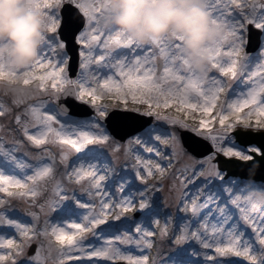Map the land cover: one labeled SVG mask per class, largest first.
Instances as JSON below:
<instances>
[{
  "label": "snow or ice",
  "instance_id": "obj_1",
  "mask_svg": "<svg viewBox=\"0 0 264 264\" xmlns=\"http://www.w3.org/2000/svg\"><path fill=\"white\" fill-rule=\"evenodd\" d=\"M38 7L45 36L35 59L11 72L0 58V79L22 85L0 90V117L12 125L7 149L0 136V228L12 230L0 232V264H264V175L252 178L264 169L255 143L264 141V0H207L220 37L202 50L203 74L181 36L139 44L106 29L99 0ZM76 102L92 116L70 115ZM115 107L153 123L117 141L106 128ZM181 129L200 138L199 156L185 150ZM141 148L159 159L143 160ZM133 158L134 177L120 175ZM236 161L246 176L225 172ZM165 181L171 209L185 214L179 222L171 213L162 222L151 199Z\"/></svg>",
  "mask_w": 264,
  "mask_h": 264
},
{
  "label": "clouds",
  "instance_id": "obj_2",
  "mask_svg": "<svg viewBox=\"0 0 264 264\" xmlns=\"http://www.w3.org/2000/svg\"><path fill=\"white\" fill-rule=\"evenodd\" d=\"M207 0H99L101 23L122 37L147 44L163 37H183V54L204 73L206 46L220 37L211 23ZM40 0H0V58L8 71H23L38 54L45 36ZM19 78L0 79V90L21 87Z\"/></svg>",
  "mask_w": 264,
  "mask_h": 264
},
{
  "label": "water",
  "instance_id": "obj_3",
  "mask_svg": "<svg viewBox=\"0 0 264 264\" xmlns=\"http://www.w3.org/2000/svg\"><path fill=\"white\" fill-rule=\"evenodd\" d=\"M65 8H71L70 5H65ZM65 29H63L68 34V29L70 27H74L72 22L67 19L65 16ZM74 45L72 42H69V55L75 57L76 53L72 50ZM247 52H254L256 51V44H253V42H250L247 45ZM127 111H121V110H114L110 111L109 118H106V128L107 131L110 133L112 137H114L118 141H126L128 139L129 135H135L136 133L133 132V127H135L136 124L143 123L144 128L148 127L152 123L151 117H142L136 122L130 121L125 113ZM93 114V110L90 105H87L82 102H76L73 107L70 109V115L73 117H91ZM134 116L139 117L140 114L134 113ZM146 122V123H145ZM140 129H137L139 131ZM182 135L180 136V142L182 145H184L185 150L193 155L199 156L201 148L198 147L200 143V138L196 137L194 133H191L190 131L181 130ZM238 144H243L244 142L240 140L239 137H237ZM255 143L264 144V141L257 139ZM221 160H223V157H220ZM246 162L242 161H236L235 166H224V170L229 174L233 175L235 174L237 177L246 176L247 172L242 165ZM264 175V169H261L259 174L252 177L254 179H260V177ZM35 245H33L31 248H29V253H31L34 249ZM117 264V263H116ZM118 264H126L124 262H118Z\"/></svg>",
  "mask_w": 264,
  "mask_h": 264
},
{
  "label": "rangeland",
  "instance_id": "obj_4",
  "mask_svg": "<svg viewBox=\"0 0 264 264\" xmlns=\"http://www.w3.org/2000/svg\"><path fill=\"white\" fill-rule=\"evenodd\" d=\"M253 44H255V42H253ZM246 48H247V46L245 47V51L247 52ZM255 52L256 51L250 52V53L255 54ZM240 87L243 88V85H241ZM103 102H106V101H102V103ZM114 110L128 111L127 109H125L123 107H115V108L109 109V113H110V111H114ZM196 115H197V118L199 119V114L197 113ZM4 118L7 119V120H5V123H4L5 125H7V127H5L4 129L0 130V136L4 137V146L7 149L10 146L9 145V138H10L12 133L9 131V128L12 127V125H9V118L8 117H4ZM2 120H3V117H0V123H1ZM188 122L192 123L191 120H189ZM152 123H153V120H152ZM152 123L149 126H151ZM181 130H185V129H181ZM185 131H189V130H185ZM161 147H164V146H161ZM139 153H140V155H141L143 160H158L159 159L158 157L155 156L154 153H148V152L144 151V149H142V148L139 149ZM16 154L17 155H21V153H19V152H17ZM128 163H129V168H127V169L124 168L123 167V163H121V165H119L117 167V171L119 172L120 175H133V177H134V174L131 172V167H130L131 164L135 163L134 158L131 159ZM170 179L171 178H169V180ZM197 179H200V178H197ZM134 183H135L136 187L140 186V182L139 181H135ZM194 185H195V181L193 183H191V184H188L187 185V189L190 190L191 192H195L196 189H195ZM168 188H169V181H165L163 187H160L156 191H153L151 193V199H152L153 202L158 203V204L161 205V213H162L161 221L162 222H163V219H164V215L168 214V213H171L174 216V218H176L177 222H179V217L184 216L185 214L184 213H179L178 211H173L171 209L170 205L168 204V201L166 200V197L168 196ZM113 189H114V185H113ZM77 194L84 200L88 199L86 194L79 193V192ZM16 215L17 216H21L24 220H28L29 219L28 217L24 216L22 213H19L18 211H16ZM53 215H55V214H53ZM132 215L137 216V214H135V213H133ZM137 218H138V216H137ZM245 230L248 231L249 234H250V229H245ZM0 232L6 233V234H10V233H12V230L9 229V228H0ZM122 247L128 248L130 251H132L133 254H137V252H138V250L135 248L134 245H125V246H122ZM161 248H162V255H163V253L167 251V243H162L161 244ZM121 262H123V261H121ZM116 263H118V262H116ZM124 263H126V262H124ZM21 264H24V262L22 261ZM232 264H246V262L243 261L242 258H232Z\"/></svg>",
  "mask_w": 264,
  "mask_h": 264
},
{
  "label": "trees",
  "instance_id": "obj_5",
  "mask_svg": "<svg viewBox=\"0 0 264 264\" xmlns=\"http://www.w3.org/2000/svg\"><path fill=\"white\" fill-rule=\"evenodd\" d=\"M5 120H7L6 118L3 117V120L1 121V123H5ZM158 198V197H157ZM161 201V200H160ZM115 223V222H114ZM118 223V222H116Z\"/></svg>",
  "mask_w": 264,
  "mask_h": 264
}]
</instances>
